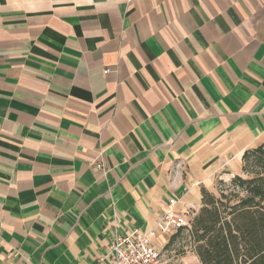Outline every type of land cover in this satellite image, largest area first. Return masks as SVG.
<instances>
[{
	"label": "crops",
	"instance_id": "1",
	"mask_svg": "<svg viewBox=\"0 0 264 264\" xmlns=\"http://www.w3.org/2000/svg\"><path fill=\"white\" fill-rule=\"evenodd\" d=\"M263 143L264 0H0V264H99Z\"/></svg>",
	"mask_w": 264,
	"mask_h": 264
},
{
	"label": "trees",
	"instance_id": "2",
	"mask_svg": "<svg viewBox=\"0 0 264 264\" xmlns=\"http://www.w3.org/2000/svg\"><path fill=\"white\" fill-rule=\"evenodd\" d=\"M243 167L254 175L233 176L229 192L203 188V205L167 247L187 230L199 264H264V143L245 151Z\"/></svg>",
	"mask_w": 264,
	"mask_h": 264
},
{
	"label": "built area",
	"instance_id": "3",
	"mask_svg": "<svg viewBox=\"0 0 264 264\" xmlns=\"http://www.w3.org/2000/svg\"><path fill=\"white\" fill-rule=\"evenodd\" d=\"M101 166L98 164L99 168ZM170 201L167 210L151 232L145 233L136 228L116 234L110 245V252L99 258V264H162V248L154 242L153 237L157 232L168 235L173 230L190 226L192 219L185 212H176L173 208L175 200Z\"/></svg>",
	"mask_w": 264,
	"mask_h": 264
},
{
	"label": "rangeland",
	"instance_id": "4",
	"mask_svg": "<svg viewBox=\"0 0 264 264\" xmlns=\"http://www.w3.org/2000/svg\"><path fill=\"white\" fill-rule=\"evenodd\" d=\"M243 167V165H242ZM254 175L252 170L244 169L240 174L243 178H250ZM233 176L229 179L224 180V183H217L216 195H219L221 191L229 192L230 182ZM176 230H173L172 234H175ZM173 235H171L172 237ZM194 251L192 247L191 237L189 231L185 230L182 235L175 239L169 246H165L162 250L161 263L162 264H198V260L194 256Z\"/></svg>",
	"mask_w": 264,
	"mask_h": 264
}]
</instances>
